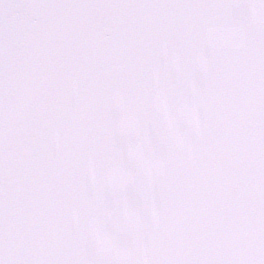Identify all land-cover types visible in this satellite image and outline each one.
Listing matches in <instances>:
<instances>
[{"label":"snow or ice","instance_id":"6c2138e0","mask_svg":"<svg viewBox=\"0 0 264 264\" xmlns=\"http://www.w3.org/2000/svg\"><path fill=\"white\" fill-rule=\"evenodd\" d=\"M0 264H264V0H0Z\"/></svg>","mask_w":264,"mask_h":264}]
</instances>
